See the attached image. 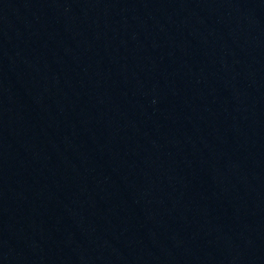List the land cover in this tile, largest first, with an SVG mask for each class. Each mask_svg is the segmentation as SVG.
<instances>
[{
	"label": "water",
	"instance_id": "water-1",
	"mask_svg": "<svg viewBox=\"0 0 264 264\" xmlns=\"http://www.w3.org/2000/svg\"><path fill=\"white\" fill-rule=\"evenodd\" d=\"M0 264H264V0H0Z\"/></svg>",
	"mask_w": 264,
	"mask_h": 264
}]
</instances>
